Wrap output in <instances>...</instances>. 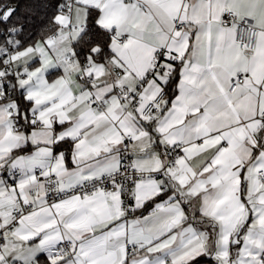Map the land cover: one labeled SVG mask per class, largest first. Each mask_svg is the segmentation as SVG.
<instances>
[{"label": "snow or ice", "instance_id": "6c2138e0", "mask_svg": "<svg viewBox=\"0 0 264 264\" xmlns=\"http://www.w3.org/2000/svg\"><path fill=\"white\" fill-rule=\"evenodd\" d=\"M19 12L0 0V264H264V0Z\"/></svg>", "mask_w": 264, "mask_h": 264}, {"label": "trees", "instance_id": "16d2710c", "mask_svg": "<svg viewBox=\"0 0 264 264\" xmlns=\"http://www.w3.org/2000/svg\"><path fill=\"white\" fill-rule=\"evenodd\" d=\"M27 3H28V0H20V12L18 13V15L24 14L25 6Z\"/></svg>", "mask_w": 264, "mask_h": 264}]
</instances>
